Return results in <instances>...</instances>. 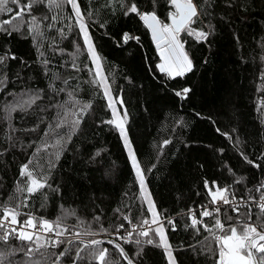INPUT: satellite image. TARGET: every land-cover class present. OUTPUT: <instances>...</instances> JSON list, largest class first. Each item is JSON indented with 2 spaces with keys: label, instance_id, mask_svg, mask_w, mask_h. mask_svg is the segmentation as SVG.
I'll list each match as a JSON object with an SVG mask.
<instances>
[{
  "label": "trees",
  "instance_id": "16d2710c",
  "mask_svg": "<svg viewBox=\"0 0 264 264\" xmlns=\"http://www.w3.org/2000/svg\"><path fill=\"white\" fill-rule=\"evenodd\" d=\"M57 2L60 7L42 0L19 19L0 11V214L19 206L22 218L59 219L68 228L65 240L47 249L44 264H53L69 241L83 240L76 233H94L88 242L107 239L152 217L121 133L108 123L112 108L75 11L66 0ZM77 2L110 94L118 110L127 112L129 142L160 208L175 264H217V246L203 227H213L215 216L193 228L191 214L211 202L207 187L213 184L237 197L261 195L256 189L264 184V0H194L202 14L191 27L210 35L202 41L180 34L193 70L175 78L160 72L150 30L139 15L125 11L128 0ZM133 2L170 23V0ZM125 33L136 39L125 42ZM185 88L186 96L176 95ZM36 94L40 98L30 107L19 106ZM12 105L16 110L9 112ZM26 163L48 185L31 195L18 190L28 183L21 175ZM247 212L224 208L219 218L227 228ZM252 212L255 221L258 210ZM150 237L155 242L144 243L139 255L135 243L121 245L134 264H169L158 236ZM21 243L9 240L12 246ZM7 247L0 243V250ZM96 247L108 249V264H127L112 244ZM77 248L84 244L73 243L59 264H72ZM87 253L76 264H98ZM10 259L29 258L18 252Z\"/></svg>",
  "mask_w": 264,
  "mask_h": 264
},
{
  "label": "snow or ice",
  "instance_id": "6c2138e0",
  "mask_svg": "<svg viewBox=\"0 0 264 264\" xmlns=\"http://www.w3.org/2000/svg\"><path fill=\"white\" fill-rule=\"evenodd\" d=\"M42 0H24V3L21 5V0H0V11H7L13 13V19H19L25 14H31L32 9L38 3H41ZM50 2L56 3L57 7H60V4L57 0H50ZM12 3L16 6L15 9L8 8V4ZM71 8L75 11V16L79 22L81 31L84 33V41L87 44V50L91 54V58L96 62V67L99 69L100 56L98 55L96 48L92 42L90 34L87 30V26L84 23L83 13L78 5L77 0H66ZM170 4L174 11L170 12L168 19L170 23H166L158 18L155 10L152 11H143L137 3L133 0H128V8L126 12L135 13L140 16V18L145 22L148 28L151 29L153 39L156 41V47L160 50V56L162 62L158 65L160 72L167 74L170 78L182 77L186 73L193 70V62L190 59L188 53L185 51V44L180 38L181 33H187L189 36H194L196 40L206 41L210 32L204 30L193 29V25L199 16L202 14L200 11V5L194 0H170ZM4 23H11V20L5 21ZM37 22L35 17H33V31L37 30ZM18 30V29H17ZM123 39L127 42L129 39H136V37L129 36L127 33L124 34ZM14 58V57H13ZM4 58L0 57V64H3ZM45 63H48L45 61ZM75 67V65H73ZM97 75H100L97 73ZM104 83L105 95L108 96L109 104L112 106V113L115 119L109 120L108 123L115 124V126L120 130L121 135L124 138L126 147L128 148L129 155L132 159L134 168L136 169V175L139 179L142 190H146L145 186V177L143 171L140 168L139 163L137 162L136 156L132 151L131 144L128 140V136L125 130V120L118 114V110L115 107L113 97L109 93V86L104 79L101 81ZM67 83V81H65ZM190 89L185 88L181 92H177V96H186ZM39 94L30 96L27 101H24L23 104H20V107H23L25 104L31 106L39 99ZM120 103H123L121 100ZM17 105H12L9 107V112L15 111ZM83 111V109H82ZM124 116H127V112H124ZM253 163V161H248ZM259 167V164L255 165ZM21 175L28 177V183L25 189L28 194H33L45 187H47L46 180H42L34 175L33 170H30L29 164L23 165V170ZM240 181H237L239 183ZM264 184H261L256 191H260L261 195L259 199L249 197L248 200H245L243 197L240 198L239 204L236 203L235 194L231 192L229 187H222L218 184H213L212 186L207 187V191L211 198V204L215 205L218 202L224 204H232L233 211L239 213L240 205H243L248 208V212L244 214L245 218L243 221L238 220L235 224L229 223L227 228L225 224L219 218L220 209L214 208L213 210H208L207 207H204V210L200 212L202 217H212L215 216L213 227H208L203 225V221L196 218V213L192 212L191 214V225L193 228H196L198 224L203 225L205 231L210 233L212 240L215 241L218 251V260L217 264H264V220L261 217H264ZM232 195L233 199L229 200V195ZM148 202L149 211L152 213L151 224H157L158 226L153 230L151 227L145 229L144 226L149 225V219H144L139 223L132 226L131 230L127 232L126 236H120L119 239L123 240L125 243H135L140 246L136 255H139L143 251L142 245L144 243L153 244L155 241L150 237V232L158 236V246H162L167 253L169 264H175V259L169 244L165 229L162 226L161 222L157 219L158 213L155 210L154 202L150 199L148 195L145 196ZM252 204L258 210L257 219L252 220ZM25 207L27 204L24 205ZM16 208H4L2 214H0V243L8 245L7 250H0V264H5L7 261L8 264H44L46 261V251L49 247H57L61 241L59 240H50L46 236L38 234L40 233H50L54 236H62L68 232V228L63 226L59 219L55 221H49L47 219H37L31 215L23 221L19 220L20 212ZM127 219V217H125ZM231 221V217L227 218ZM132 222L129 221V224ZM170 225H174L175 221H168ZM37 224H39V230L37 229ZM124 225L121 224L117 227V232L120 229H123ZM174 230V229H173ZM101 231H107L106 229H101ZM199 231V229H197ZM133 233L136 234L135 239H133ZM91 234V233H89ZM76 236L79 233L75 234ZM139 237H147L148 239L142 240ZM10 239H15L24 243H21L20 246H12L9 244ZM208 237H205L207 240ZM69 244L72 241L68 242ZM109 244H113L114 248L118 250L119 254L127 261V264H133V260L129 257L128 253L119 243L114 241H108ZM102 241L92 240L84 245V248H77L76 258L73 260L72 264H76V260H82L84 257L81 256V253L85 249L88 250L87 256L94 261H97L98 264H108L106 262V256L108 254V249L106 248H97V245H101ZM44 249L45 251H41ZM211 250V249H209ZM18 252H23L28 260L23 262H16L10 258L15 256ZM68 250L65 249L62 251L59 256L63 257L67 255ZM38 254V255H37ZM53 264H59V260L53 261ZM115 264H119V261H116Z\"/></svg>",
  "mask_w": 264,
  "mask_h": 264
},
{
  "label": "built area",
  "instance_id": "2783aa9c",
  "mask_svg": "<svg viewBox=\"0 0 264 264\" xmlns=\"http://www.w3.org/2000/svg\"><path fill=\"white\" fill-rule=\"evenodd\" d=\"M240 198H241V197H237V196H235V200H236V203H237V204H239V202H240ZM248 198H249V197H246V198H244V199H245V200H248ZM253 198H255V199H257V200L259 199V197H253ZM232 199H233V197H232V195L230 194V195H229V200H232ZM205 207H207L208 210H210V211L213 210L214 208H217V207H218V208L220 209V212H219V216H220V215H221V212H222V210H223L224 208H233V205H232V204H224V203H222V202H218L217 204L213 205V204H211V202H210V203H209L208 205H206ZM239 208H247V207H245V206H243V205H240ZM252 209L257 210V208L255 207L254 204H252ZM203 210H204V207L200 208L199 210H193L192 212H195V213H196V218H197L198 220H201V221L204 222V220H205L206 218H208V217H202V216L200 215V212H202ZM18 219L21 220V221H23V220H25L26 218H22V217H21V214H20V216L18 217ZM36 219H37V218H36ZM37 221H39V220L37 219ZM149 222H150L149 225L144 226L145 229H147L148 227H151V229H152V228H155V227L157 226V224H151V219H149ZM37 229L39 230V224H37ZM128 231H130V230L123 231V232H121V233L118 234V235H110V236H105V235H104L103 237L114 239V240L117 241L118 243L122 244V243H124V241L121 240V239H119V237H120V236H126ZM89 233H91V232H87V234H79L78 237H79V239L82 238L84 241H86V240H88V239H91L92 236H93V234H94V233H91V234H89ZM38 234L43 235V236L51 237V238H53V239H55V240H59V241H61V242H63V241L65 240L64 236H54L53 234H50V233H40L39 231H38ZM75 236H76V235H75ZM117 239H118L119 241H118Z\"/></svg>",
  "mask_w": 264,
  "mask_h": 264
},
{
  "label": "rangeland",
  "instance_id": "374dc122",
  "mask_svg": "<svg viewBox=\"0 0 264 264\" xmlns=\"http://www.w3.org/2000/svg\"><path fill=\"white\" fill-rule=\"evenodd\" d=\"M180 38H181V36H180ZM182 40V39H181ZM183 42V41H182ZM87 45V44H86ZM159 55H160V51H159ZM160 58H161V56H160ZM161 62H162V58H161ZM99 64H100V61H99ZM94 66H95V76H96V78H97V80H98V82L100 83V85H101V87L103 88V90H104V92H105V88H104V83H102V82H100L101 81V79L103 78L104 79V77H103V74H102V71H101V67H99V69L96 67V62L94 61ZM97 73H99L100 75H97ZM104 82H106V80L104 79ZM107 83V82H106ZM109 90V93H111L110 92V89H108ZM107 98H108V96H107ZM114 100V99H113ZM108 102H109V100H108ZM114 103H115V101H114ZM110 105V104H109ZM110 107L112 108V106L110 105ZM115 107H116V109L118 110V107H117V105L115 104ZM118 114L125 120V130H126V133H127V125H126V117H124V115L118 110ZM114 119H115V117H114ZM120 131V130H119ZM122 136V135H121ZM127 136H128V133H127ZM122 139H123V142H124V138H123V136H122ZM128 140H129V138H128ZM124 144H125V142H124ZM125 148H126V150H127V153H128V155H129V151H128V148L126 147V145H125ZM131 148H132V146H131ZM132 151H133V148H132ZM134 152V151H133ZM129 158H130V161H131V163H132V159H131V157H130V155H129ZM132 166H133V163H132ZM133 168H134V166H133ZM134 170L136 171V169L134 168ZM145 186H146V184H145ZM143 194H144V196H146V195H148L149 197H150V195H149V192H148V189H147V187H146V190H143ZM151 199V198H150ZM154 206H155V210H156V212L159 214L158 215V217H157V219L161 222V224H162V221L160 220V208L158 207V205H157V203L155 202V204H154ZM158 226V225H157ZM156 226V227H157ZM43 236V235H42Z\"/></svg>",
  "mask_w": 264,
  "mask_h": 264
},
{
  "label": "water",
  "instance_id": "95a60500",
  "mask_svg": "<svg viewBox=\"0 0 264 264\" xmlns=\"http://www.w3.org/2000/svg\"><path fill=\"white\" fill-rule=\"evenodd\" d=\"M169 22H170V19H169ZM145 23V22H144ZM147 26V25H146ZM148 27V26H147ZM149 30H150V33H151V35H152V31H151V29L150 28H148ZM152 39H153V35H152ZM153 41H154V43H155V46H156V41L153 39ZM156 49L158 50V51H160L157 47H156ZM159 68V67H158ZM162 73V72H161ZM114 241L115 243H118L117 241H115L114 239H109V238H107V239H102V240H99V241H102V244L103 245H105V244H109L108 243V241ZM76 242H79V243H82V244H86V243H88V241H84V240H73L72 241V243L71 244H67V246L65 247V249H67V250H69L70 249V247L73 245V243H76ZM101 244V245H102ZM120 244V243H119ZM113 245V244H112ZM98 246V245H97ZM122 246V245H121ZM123 247V246H122ZM64 249V250H65ZM64 257V256H63ZM63 257H59L57 260H59V263L62 261V259H63ZM134 264V263H133Z\"/></svg>",
  "mask_w": 264,
  "mask_h": 264
}]
</instances>
